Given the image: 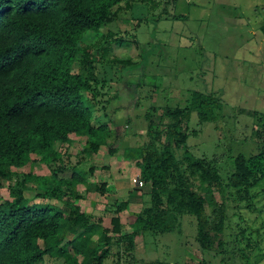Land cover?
Segmentation results:
<instances>
[{
	"label": "trees",
	"instance_id": "obj_1",
	"mask_svg": "<svg viewBox=\"0 0 264 264\" xmlns=\"http://www.w3.org/2000/svg\"><path fill=\"white\" fill-rule=\"evenodd\" d=\"M124 1L0 0V187L2 180L13 182L9 197L0 198V264H43L45 256L57 258L58 264H103L113 245L120 264L123 255L134 251L137 235L175 231L183 214L195 217L197 246L211 248L230 224L228 201L234 208L238 202L248 203L251 187L263 177L264 147L255 154L236 155L225 181L212 161L190 153L183 129L189 112L209 120L219 104L214 95L194 91L189 107L164 109L157 121L147 115V141L122 151L139 168V180L149 185L148 203L143 201L129 217L131 231L121 233L118 217L111 220L116 236L88 222L90 215L77 205L76 185L99 189L86 181L95 166L69 177L58 172L75 137H86L82 152L88 158L113 131L96 120L83 92L91 83L107 82L105 67L114 65L85 40L104 37L101 28L116 19ZM261 30L264 34V25ZM132 64L129 68L136 66ZM262 121L255 130L260 139L264 117ZM36 162L49 174H36ZM28 164L27 172L16 170ZM31 183L39 190L37 197L62 205L30 203L24 192ZM127 204L128 199L114 203V212ZM94 234L99 236L96 242ZM245 246L253 248L249 241Z\"/></svg>",
	"mask_w": 264,
	"mask_h": 264
},
{
	"label": "rangeland",
	"instance_id": "obj_2",
	"mask_svg": "<svg viewBox=\"0 0 264 264\" xmlns=\"http://www.w3.org/2000/svg\"><path fill=\"white\" fill-rule=\"evenodd\" d=\"M263 25L264 0H126L116 19L101 28L104 37L87 36L85 41L93 45V52L102 54L114 67H105L107 82L91 83L83 94L96 120L113 131L100 151L88 158L82 152L86 137H75L62 157L58 176L69 177L74 171L97 166L94 174L86 175V181L99 185L100 190L76 185L77 205L90 215L89 223L116 236L111 220L118 217L121 233L131 231L130 215L149 200L148 193L142 200L129 197L146 192L145 184L139 188L133 180L138 167L129 161L128 166L115 165L112 173L113 168L102 170V165H112V157L118 163L128 161L121 156L123 149L147 141L146 116L153 114L157 121L164 109L189 107L194 91L214 95L219 104L211 110L209 120L201 121L196 111L189 112L183 128L186 148L194 156L212 161L224 181L236 155L248 156L264 147V139L255 132L264 117ZM110 148L117 151L111 153ZM32 167L36 174H49L44 164L36 162ZM29 168L30 164L16 170L21 173ZM261 174L251 187L248 203L238 202L237 209L228 201L230 224L213 247L197 246L195 217L183 214L175 231L137 235L134 251L123 255L120 264H264V172ZM1 183L0 198L7 199L13 182ZM38 191L33 183L25 190L30 203L62 205L57 199L37 197ZM128 198L126 208L114 212L113 204ZM98 237L94 234L93 241ZM247 241L252 249L245 246ZM116 249L115 245L110 248L103 264H116ZM59 262L45 256L43 264Z\"/></svg>",
	"mask_w": 264,
	"mask_h": 264
},
{
	"label": "crops",
	"instance_id": "obj_3",
	"mask_svg": "<svg viewBox=\"0 0 264 264\" xmlns=\"http://www.w3.org/2000/svg\"><path fill=\"white\" fill-rule=\"evenodd\" d=\"M85 137V136H84ZM99 151H100V148H99ZM99 151H98V153H99ZM96 154H97V152H96ZM113 155V154H112ZM115 156V155H114ZM122 157H123V153H122V155H121ZM114 160H113V167H111L112 165H110V164H103L102 165V167H103V169L102 170H104V168H107V170L109 171L111 168H113L112 170H111V172L113 173V172H115V170L114 169H116V168H114V166L115 165H118V166H128V165H131L128 161H125V160H122V162L121 163H118L119 162V160L118 159H116V158H114V157H112ZM96 166V165H95ZM97 167V166H96ZM96 170H98L97 168H95V170L93 171V174H94V172H96ZM139 174V168H138V173L136 174V176ZM111 176H112V174H110ZM115 175H116V173H115ZM102 176H103V174H102ZM114 182L117 184L118 182H120V180L119 179H114ZM107 184H109V182L107 181ZM145 186H146V188H144V191H146V192H144V193H140V191H139V193L138 194H136V195H134V196H131V195H129V197H134V199H143V195L145 194V193H148V191H149V185L148 184H145ZM117 187H118V189H119V186H118V184H117ZM139 187V186H138ZM143 186H140L139 188H142ZM120 190V189H119ZM128 200H129V198H128Z\"/></svg>",
	"mask_w": 264,
	"mask_h": 264
},
{
	"label": "built area",
	"instance_id": "obj_4",
	"mask_svg": "<svg viewBox=\"0 0 264 264\" xmlns=\"http://www.w3.org/2000/svg\"><path fill=\"white\" fill-rule=\"evenodd\" d=\"M134 182H135V184L137 185V186H143V182L141 181V180H139V178H138V175H137V177H134Z\"/></svg>",
	"mask_w": 264,
	"mask_h": 264
}]
</instances>
